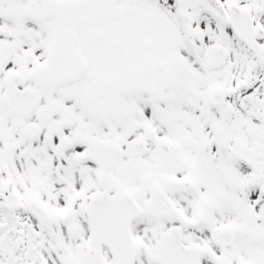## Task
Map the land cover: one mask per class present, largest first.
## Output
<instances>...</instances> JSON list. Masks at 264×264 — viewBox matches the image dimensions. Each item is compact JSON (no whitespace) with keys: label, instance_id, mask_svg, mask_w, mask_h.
<instances>
[{"label":"snow or ice","instance_id":"obj_1","mask_svg":"<svg viewBox=\"0 0 264 264\" xmlns=\"http://www.w3.org/2000/svg\"><path fill=\"white\" fill-rule=\"evenodd\" d=\"M0 264H264V0H0Z\"/></svg>","mask_w":264,"mask_h":264}]
</instances>
